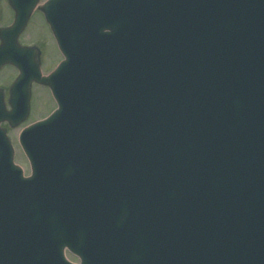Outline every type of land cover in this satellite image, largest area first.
<instances>
[{
  "label": "water",
  "instance_id": "obj_1",
  "mask_svg": "<svg viewBox=\"0 0 264 264\" xmlns=\"http://www.w3.org/2000/svg\"><path fill=\"white\" fill-rule=\"evenodd\" d=\"M38 1L8 0L0 68ZM40 8L66 60L0 92L12 126L33 78L58 104L19 137L30 177L0 129V264H264V0Z\"/></svg>",
  "mask_w": 264,
  "mask_h": 264
},
{
  "label": "rangeland",
  "instance_id": "obj_2",
  "mask_svg": "<svg viewBox=\"0 0 264 264\" xmlns=\"http://www.w3.org/2000/svg\"><path fill=\"white\" fill-rule=\"evenodd\" d=\"M12 17L13 12L7 3V0H0V26L9 24L12 20ZM42 22L43 21L41 19L40 13L38 11H34L27 23L25 30L19 37V42L26 45L37 44L40 46L42 50L41 60L43 70L44 72H47L55 65L58 55L54 50V40L51 38L50 34H46L44 32L46 27H43ZM38 57H40V54H38ZM13 74L14 72L12 70L4 68L0 72V87L7 86ZM31 94L32 109L30 108V114L26 121H24L15 129L8 128L7 130V134L14 148V162L22 167L25 175L30 173V169L28 161L18 144L17 133L21 128L27 126L36 119L42 118L54 108V103L50 99L46 89H42L41 87L34 85L31 89ZM66 256L71 262L75 264L79 263V260L69 252H66Z\"/></svg>",
  "mask_w": 264,
  "mask_h": 264
},
{
  "label": "flooded vegetation",
  "instance_id": "obj_3",
  "mask_svg": "<svg viewBox=\"0 0 264 264\" xmlns=\"http://www.w3.org/2000/svg\"><path fill=\"white\" fill-rule=\"evenodd\" d=\"M47 2H48V0H40V2H39V4H38V9H37L36 11H38V12L40 13L41 19H42V21H43V22H42L43 27H44V26L46 27V29H45L44 32H45L46 34H50L51 38L54 40V43H53V42H52V43H53V46H54V50H55L56 54L58 55V59L56 60L55 65H54L52 68H50L47 72H44V70H43V65H42V60H41V53H42V50H41L40 46H38L37 44H33V45H36V46H37V48H38V54H40V57L37 56V60H38V63H39V70H40L42 76H47V75H49V74L53 71V69L55 68V66L59 63V61L61 60V58H62V57H61V53H60V51H59V48H58V46H57L56 40H55V38H54V35H53L52 31H51V28H50V26L48 25V23H47V21H46V14H44L43 10L40 8V7L44 6ZM21 45H26V44H21ZM27 45H30V44H27ZM35 60H36V59H35ZM4 68H8V69H10V70H12V71L14 72V74H13V76L11 77L10 81L8 82L7 86H5V87H0L1 89H3L4 100L6 101L7 108L9 109V108H10V106H9V104H8L9 90H10V87H11V85H12V83H13L15 77H16L17 74H18V70H17L16 67L13 66V65H6V66H4V67L0 70V72H1ZM34 85H35V86H39V87H41L42 89H43V88L46 89V90L48 91V95H49V97H50V92H49V89H48L47 86H45V85H41V84H38V83L33 82V83L31 84V89H32V87H33ZM31 89H30V92H31ZM31 97H32V94H31ZM31 97H30V108L32 109V105H31ZM50 98H51V97H50ZM1 125H2L3 127H5L6 131L8 130V128H10L9 125H8V123H6V122H5V123H2Z\"/></svg>",
  "mask_w": 264,
  "mask_h": 264
}]
</instances>
